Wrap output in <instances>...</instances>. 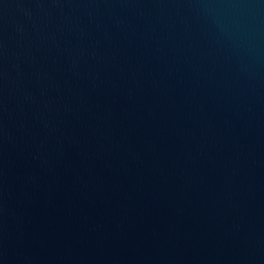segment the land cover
<instances>
[{"label":"water","instance_id":"1","mask_svg":"<svg viewBox=\"0 0 264 264\" xmlns=\"http://www.w3.org/2000/svg\"><path fill=\"white\" fill-rule=\"evenodd\" d=\"M0 264H264V0H0Z\"/></svg>","mask_w":264,"mask_h":264}]
</instances>
